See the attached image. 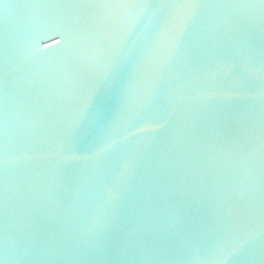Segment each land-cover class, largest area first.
I'll list each match as a JSON object with an SVG mask.
<instances>
[{
	"label": "water",
	"instance_id": "water-1",
	"mask_svg": "<svg viewBox=\"0 0 264 264\" xmlns=\"http://www.w3.org/2000/svg\"><path fill=\"white\" fill-rule=\"evenodd\" d=\"M0 264H264V2L0 0Z\"/></svg>",
	"mask_w": 264,
	"mask_h": 264
},
{
	"label": "snow or ice",
	"instance_id": "snow-or-ice-1",
	"mask_svg": "<svg viewBox=\"0 0 264 264\" xmlns=\"http://www.w3.org/2000/svg\"><path fill=\"white\" fill-rule=\"evenodd\" d=\"M262 2H264V0H262Z\"/></svg>",
	"mask_w": 264,
	"mask_h": 264
}]
</instances>
